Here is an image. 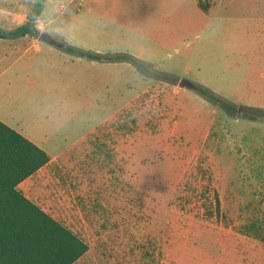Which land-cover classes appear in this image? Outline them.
<instances>
[{"label":"rangeland","instance_id":"1","mask_svg":"<svg viewBox=\"0 0 264 264\" xmlns=\"http://www.w3.org/2000/svg\"><path fill=\"white\" fill-rule=\"evenodd\" d=\"M195 1L47 0L45 33L112 58L44 43L31 61L48 76L45 104L11 115L59 156L20 190L88 245L76 264H215L222 228L264 238V0H198L222 4L211 14ZM223 185L251 201L219 213Z\"/></svg>","mask_w":264,"mask_h":264},{"label":"trees","instance_id":"2","mask_svg":"<svg viewBox=\"0 0 264 264\" xmlns=\"http://www.w3.org/2000/svg\"><path fill=\"white\" fill-rule=\"evenodd\" d=\"M47 0H35L28 20L15 29L0 27V38L31 36L39 38L38 21ZM207 11L208 6L203 5ZM66 51L90 60L107 61L112 58L71 45ZM116 61H127L146 76L176 83V78L158 74L152 65L141 59L118 55ZM220 104L228 112L235 108L214 93L194 84L193 88ZM51 158L41 148L0 121V264H76L89 251L88 245L69 228L63 226L37 204L27 198L19 185L37 173Z\"/></svg>","mask_w":264,"mask_h":264},{"label":"crops","instance_id":"3","mask_svg":"<svg viewBox=\"0 0 264 264\" xmlns=\"http://www.w3.org/2000/svg\"><path fill=\"white\" fill-rule=\"evenodd\" d=\"M112 1H120L122 4L126 2V0ZM34 3L35 0H0V27L11 30L23 25L28 20ZM195 3L204 14L218 12L222 7V4L220 6H212L211 8L208 6V10L205 11L201 7V2L198 5V0H196ZM135 6V8L129 9V12L137 10L138 6ZM153 10L158 12L159 8L156 7ZM167 22H170V20L167 19ZM37 26L41 33L46 32V26L40 24V19ZM44 43L39 38L31 36L9 39L0 38V121L43 149L51 158V162L59 156L51 154L45 148L44 143L40 139H37L36 136L29 135L22 129H19V122L15 120L14 116H11L17 105L25 107V104H45L44 96L47 92L46 84L48 76L39 67L33 69V62L31 61L34 56L33 54L41 52L44 49ZM49 52H54L53 48H49ZM32 75L35 76L33 80L30 79ZM30 82L34 84L33 87L31 86L34 93L28 92L27 86ZM164 85H166L164 87L169 92L168 101L170 104H173L170 86L166 83ZM180 89L175 86L173 94H178ZM22 117L25 118V116ZM111 141L124 143V140L117 136L112 138ZM123 149L127 151V146L123 147ZM31 177L21 183L19 189ZM222 187L223 196L217 195L216 197L219 213H221V210L233 209L235 205H243L246 201H251L250 198L252 197H244L236 192L229 193L226 191L224 185ZM226 230V234H228L226 236L223 235L225 233L223 228L217 234L220 250L216 256L215 264H264V238L260 234L253 237L255 238L254 240H245L244 238L229 236L230 228Z\"/></svg>","mask_w":264,"mask_h":264},{"label":"water","instance_id":"4","mask_svg":"<svg viewBox=\"0 0 264 264\" xmlns=\"http://www.w3.org/2000/svg\"><path fill=\"white\" fill-rule=\"evenodd\" d=\"M39 39L45 43H48V44H51L53 46H56V47H60V48H65V44L54 39L53 37H51L49 34L43 32L40 34V37ZM180 86L181 87H185V88H189V89H193L194 88V84L190 81H187V80H182L180 82Z\"/></svg>","mask_w":264,"mask_h":264},{"label":"built area","instance_id":"5","mask_svg":"<svg viewBox=\"0 0 264 264\" xmlns=\"http://www.w3.org/2000/svg\"><path fill=\"white\" fill-rule=\"evenodd\" d=\"M81 2H84V1H86V0H80ZM64 8V7H63Z\"/></svg>","mask_w":264,"mask_h":264}]
</instances>
